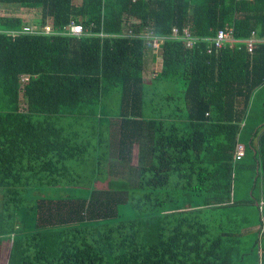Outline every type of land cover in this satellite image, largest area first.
I'll use <instances>...</instances> for the list:
<instances>
[{"label": "trees", "instance_id": "obj_1", "mask_svg": "<svg viewBox=\"0 0 264 264\" xmlns=\"http://www.w3.org/2000/svg\"><path fill=\"white\" fill-rule=\"evenodd\" d=\"M72 22L91 33L22 32ZM227 26L241 42L217 55L170 37ZM253 31L264 37V0H0L7 264H264ZM151 52L162 63L146 82Z\"/></svg>", "mask_w": 264, "mask_h": 264}, {"label": "built area", "instance_id": "obj_2", "mask_svg": "<svg viewBox=\"0 0 264 264\" xmlns=\"http://www.w3.org/2000/svg\"><path fill=\"white\" fill-rule=\"evenodd\" d=\"M44 31L47 34H55V33H61V34H67V35H73V36H82V35H89L91 33L90 30H85L83 25L77 24L75 22H72L68 27L62 30V32H55L53 28L49 25L43 27L42 29H39L38 31L33 26H26L23 31L25 33H40L39 31ZM148 33L146 35V39L149 41L150 38H152V32L150 30H147ZM19 33V32H16ZM131 33V32H130ZM125 36H130V34H124ZM234 28L231 26H227L224 29H220L215 37L212 38H205L200 39L197 36L192 35L189 31H185V39L180 37L178 30L174 29L173 33L170 35L172 39H182L185 40L188 47H194L200 40H204L207 42V53L213 54V53H219L221 50H223L226 47H233L234 44L237 42H240V40L236 39L234 36ZM247 48L249 52H252L256 46V44L260 42H264V37H258L257 34L253 31L250 38H248L246 41ZM154 46L156 48H160V43L158 42V39H155ZM244 155V149L243 146L238 147L237 152V159H241V157Z\"/></svg>", "mask_w": 264, "mask_h": 264}, {"label": "rangeland", "instance_id": "obj_3", "mask_svg": "<svg viewBox=\"0 0 264 264\" xmlns=\"http://www.w3.org/2000/svg\"><path fill=\"white\" fill-rule=\"evenodd\" d=\"M77 3L79 0H76ZM150 58H149V62L147 64V70L145 73V81L146 82H150L151 77H152V72L155 70H158L160 68V63H162L161 61V55L158 54H152V52L149 54ZM154 60V61H153ZM262 93V92H260ZM116 98H114V102H115ZM137 157H138V146L136 145L134 147V151H133V161L131 162V165H136L137 164ZM121 171H126L127 168L124 167H120L119 168ZM98 186L100 188L105 187L104 185L98 184ZM9 248H10V241L9 240H4V242L2 243V247H1V261L0 264H7L8 262V253H9Z\"/></svg>", "mask_w": 264, "mask_h": 264}, {"label": "clouds", "instance_id": "obj_4", "mask_svg": "<svg viewBox=\"0 0 264 264\" xmlns=\"http://www.w3.org/2000/svg\"><path fill=\"white\" fill-rule=\"evenodd\" d=\"M81 25H82V24H81ZM27 26H33V25H27ZM49 26H51V25H49ZM68 26H69V25H68ZM68 26H66V27H68ZM33 27L36 29L35 26H33ZM51 27H52V26H51ZM66 27H65V28H66ZM83 27H84V26H83ZM231 27H233V26H231ZM24 28H25V27H24ZM24 28H23V29H24ZM52 28H53V27H52ZM65 28H64V29H65ZM225 28H226V27H225ZM222 29H224V28H222ZM36 30L38 31L39 28L36 29ZM53 30H54L55 32H62L63 29H54V28H53ZM85 30H86V29H85ZM86 31H87V30H86ZM8 32H9V33H16V32H21V31H19V30L16 31V30H15V31H8ZM22 32H24V31L22 30ZM34 33H36V32H34ZM234 34H235V31H234ZM48 35H52V33H50V34H48ZM53 35H67V34L55 33V34H53ZM170 35H171V34H170ZM72 36H73V35H72ZM82 36H83V35H82ZM194 36H195V35H194ZM234 36H235V35H234ZM197 37H198V36H197ZM214 37H215V36H214ZM199 38H200V37H199ZM210 38H212V37H210ZM235 38L238 39V40H240V39L237 38L236 36H235ZM200 39H205V37L200 38ZM172 40H182V39H172ZM183 41L185 42L186 47H187V48H190V47L187 46L186 41H185V40H183ZM200 41H201V40H200ZM200 41H199V42H200ZM202 41L205 42L204 40H202ZM199 42H198V43H199ZM240 42H241V40H240ZM240 42H237V43H240ZM198 43H197V44H198ZM237 43H236V44H237ZM197 44H196V45H197ZM236 44H234V46H235ZM196 45H195V46H196ZM207 45H208V44H207V42H206V51H207ZM195 46H194V47H195ZM234 46H233V47H234ZM191 48H193V47H191ZM226 48H232V47H226ZM226 48H224V49H226ZM159 49H160V48H159ZM247 49H248V48H247ZM221 51H222V50H221ZM221 51H220V52H221ZM220 52L217 53V54H220ZM208 54H209V53H208ZM213 54H216V53H213ZM213 54H209V55H213ZM217 54H216V55H217ZM25 79H26V77H22V81H25Z\"/></svg>", "mask_w": 264, "mask_h": 264}, {"label": "crops", "instance_id": "obj_5", "mask_svg": "<svg viewBox=\"0 0 264 264\" xmlns=\"http://www.w3.org/2000/svg\"><path fill=\"white\" fill-rule=\"evenodd\" d=\"M81 0L78 1V3L80 2Z\"/></svg>", "mask_w": 264, "mask_h": 264}]
</instances>
